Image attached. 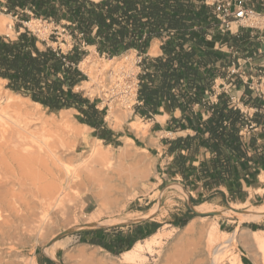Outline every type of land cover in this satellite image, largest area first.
I'll use <instances>...</instances> for the list:
<instances>
[{"label":"rangeland","instance_id":"obj_1","mask_svg":"<svg viewBox=\"0 0 264 264\" xmlns=\"http://www.w3.org/2000/svg\"><path fill=\"white\" fill-rule=\"evenodd\" d=\"M0 13L6 14L1 7ZM7 21L11 22L12 29L3 33L11 37L17 34V24H22L54 47H60L64 51H70L73 47L74 41L69 32L53 22L32 18L28 21L30 23H20V20L12 15ZM85 49L88 51L86 57L90 56L89 60L101 62L110 59L107 54H100L94 45L86 46ZM124 54L128 56L125 69L132 67L133 71L132 74L123 76L122 87H116L113 81L109 84L110 80L104 78L101 83L105 86L101 88L94 82L90 83L92 86L83 85L82 82L77 90L83 91L84 95L91 101H95L100 109L105 108L106 115L109 114L115 101L118 99L120 101V98L122 101V95H119V92L116 93L118 88L133 91L130 95H126L129 107L127 104H122L116 114L117 119H120L118 123L120 126L116 127L110 123V120H106L112 130L130 137V142L125 137L116 145L105 144L103 139L95 136L93 128L80 122L76 109L61 112L51 111L42 105L36 108L39 115L47 120H54L53 124L49 122L51 124L47 126L49 132L45 134L33 135V128H27L22 122V124L10 122L5 125L0 123V178L6 181V184L0 182V217H2L0 231H9L11 237H14L3 240L5 243H0V264H47V259L54 264H128L120 260L121 254L115 255L101 246L92 244L89 238L99 236L108 240L115 238L119 233L135 234L138 221H133L132 217L146 214L158 205L161 209L158 208L152 215L145 218L147 223L157 224L145 238L158 231L171 233V236L164 239L165 242L159 254L150 257L147 263L142 264H174L179 258L181 260L182 252H188L192 247L194 248L191 250L197 249L198 254L190 256L189 263L199 261L200 264H209L211 255L205 247V240L199 235L194 238L188 235V238L187 234L182 232L187 224L178 225L179 220L184 218H189L187 223L191 220L199 224L213 222L220 229L229 232L237 226L241 229L256 231L260 228L253 229L249 224L264 226V217L259 221H240L236 214L228 216L219 213L223 209L233 213L235 207L243 210L258 206L264 203V197L259 203L250 204L249 202L227 203L219 193L209 196L211 193H205L200 186L190 188L181 177L169 175L167 167L171 159L166 152H162L161 147L147 150L145 139L149 132V125L145 119H140V116H136L134 112L138 94L136 74L138 73L140 78V75L145 74V68L139 65L141 58L138 52L129 50L118 57ZM82 70L87 75V80H90L87 65L82 66ZM103 73L108 75L112 73V69ZM238 80L235 79L234 83L237 84ZM219 82L221 80H218ZM10 93L14 92L5 87L4 80L0 81V104L13 102L22 108L28 107L27 109L31 110L34 108L30 98L19 94L22 98L11 96L10 99ZM6 94H8L7 97ZM95 138L100 140V146L102 145L101 147L111 156L105 165L99 163L97 155L91 150ZM127 143L131 145V152L129 155H124L122 146ZM223 190L225 191L226 188ZM60 192H63L64 201L56 207L53 204L49 205L47 224L42 231L38 232L36 228L31 230L32 227L26 226L18 231L17 236H14L13 229L8 230L10 226L7 227L6 224L11 219H13L11 221L19 222L20 219L17 217H20V213L23 215L27 208H33L36 212L41 211V202L47 203L53 197L51 195L54 193L58 195ZM203 194L205 197L201 196ZM37 200L39 201L36 202ZM88 200L92 203L90 207H85V202ZM98 206L102 208V214L98 220L100 224L91 228L85 227L88 214ZM195 209H202V212ZM105 220H114V223H102ZM2 233L3 231L0 233V242ZM198 240L204 242H198ZM10 241L11 244H9ZM199 247L206 251L202 252ZM226 249L227 252H224V257L221 256L223 260L220 264H230L232 256L239 261V264L240 261L244 264H260L255 252L253 251V254L249 252L240 241L234 242ZM176 250L178 253L175 252Z\"/></svg>","mask_w":264,"mask_h":264},{"label":"trees","instance_id":"obj_2","mask_svg":"<svg viewBox=\"0 0 264 264\" xmlns=\"http://www.w3.org/2000/svg\"><path fill=\"white\" fill-rule=\"evenodd\" d=\"M184 5V0H0L4 12L20 23L32 18L53 22L66 29L74 41L72 49L64 51L17 24L14 37L0 34V79L10 91L51 111L76 109L80 122L93 128L95 136L107 145H116L115 137L120 133L109 128L106 109H100L83 91L77 90L87 80L80 63L88 54L85 47L90 45L110 58L135 50L142 56L139 65L145 68V74L139 78L135 113L149 119L163 106L172 111L178 108L182 116L172 118L177 121L176 127L195 131L194 135L169 140L168 151L175 153L171 173H179L191 188L201 182L204 192L211 193L209 196H224L219 186H229L244 160L250 159L249 144L241 134L250 122L224 93L217 102L204 100L214 78L199 74L201 59L196 58L194 49L185 48L186 36L175 37V41L165 39L163 31L186 28ZM197 18L195 15L193 25H197ZM154 38L163 39L164 54L150 57L145 54ZM195 42L202 45L200 39ZM209 56L206 61L211 60ZM201 147L210 152V157L195 166L193 161ZM235 188L238 190L239 182ZM188 219L179 220L178 225H186ZM249 226L264 229L262 225ZM139 235L119 233L108 240L92 236L89 242L119 255L146 237ZM46 263L54 264L50 259Z\"/></svg>","mask_w":264,"mask_h":264},{"label":"crops","instance_id":"obj_3","mask_svg":"<svg viewBox=\"0 0 264 264\" xmlns=\"http://www.w3.org/2000/svg\"><path fill=\"white\" fill-rule=\"evenodd\" d=\"M184 2L185 5L182 10V14L186 28L173 30V34L163 31L165 39H172L175 41V37H179L181 35L186 36L188 42L185 44V48L189 50L194 49L196 51V58L201 59V63L199 64V74H201V76H212L216 81L221 80V82H219V86L223 87L224 95L229 99L231 96H234L235 99L232 103L245 114V117L250 122V124H254V127L249 129L246 135L243 137L244 142L249 144L248 156H250V159L244 160L243 166L239 167L238 173L234 179L229 182V186H219V190H222L225 194L221 197L227 203H259L262 200V197H264V191L260 192V190H264V96L258 97L256 96V91L249 90L247 85L251 82V80H249L248 83L245 82L247 77L253 75H251L252 67L250 68L248 63L244 65L242 64L240 66V71L244 72L245 74L242 75L243 77L241 81L235 84L229 80L234 79L233 76L228 78L230 75H227L229 68H231L232 62V55L230 53L231 47L236 46L233 44L234 41L232 40V37L229 34H224L208 27L209 22L204 17L206 10L203 6H201L199 0H184ZM195 15L198 17L197 25H193L192 23ZM0 34L4 33L0 32ZM199 39L202 40V45H196L195 41ZM238 42L244 45H237L241 55L243 56L241 59L246 60V58H248L247 60H249L250 58L252 61L251 63L264 66L263 32H248V30L242 31ZM154 43L157 45L156 54H152L150 52V49L153 47ZM163 43V39L154 38L145 55L150 57L163 55L164 53L161 47ZM260 49L262 50V53L259 54L258 52ZM207 56H209L210 58L208 59H211L212 61H206ZM227 82H229V84ZM212 84L213 83H211V87ZM257 102L261 103V105H257ZM135 115L139 117V115L136 113ZM181 116L182 112L180 109L177 108L172 111L168 106H163L160 108V112L158 114L153 115L149 119H145L141 116L139 117L140 119H145L149 125V132L145 139L147 150L161 147L163 149L162 152H166V155L169 157V159H171L168 162L167 170L169 175L173 177H181V175L179 173H171L170 171V165L173 161L175 153H169L168 151L170 146L169 140H173L181 136L185 137L187 135L195 134V131L192 129H181L176 127L177 121H173L172 118L180 119ZM203 116L204 118L207 117L205 113H203ZM87 127L89 126L87 125ZM114 132L120 133L119 136L115 137L117 141H122V139L125 137L130 138L124 135L122 132ZM182 153L186 154L187 151L183 149ZM207 157H210V152L206 148L201 147L200 153L197 155V160L193 161V165L198 166L200 162ZM236 182H239L238 190L235 188ZM198 186H200L203 190L201 182H197L192 188ZM225 188L226 190L224 191L223 189ZM201 196L205 197L204 194ZM91 203V200L86 201L85 207H90ZM146 220L147 219L137 222L138 225H136V232L135 234H131L132 236H140L139 234L141 233L146 236V234L150 233L156 228L157 224L155 222L147 223ZM140 228L141 232L139 233L138 229Z\"/></svg>","mask_w":264,"mask_h":264},{"label":"bare ground","instance_id":"obj_4","mask_svg":"<svg viewBox=\"0 0 264 264\" xmlns=\"http://www.w3.org/2000/svg\"><path fill=\"white\" fill-rule=\"evenodd\" d=\"M9 18H10V15L0 13V32H4V31L7 32V31L12 29L11 22L7 21V19H9ZM27 23H30V22H27ZM150 52L153 54L157 53L156 43H154L153 47L150 49ZM89 59H90V56L85 57L80 63L81 69H82V66L87 65V74L90 78V80L83 81V85H90L91 82H94L95 84L98 85V87L101 88V87L105 86V84L101 83L103 81V79L105 78V79L110 80V82L107 81V82H109V84L111 83V81H113L117 85L116 87H122V84L124 81L123 76L128 75L130 73L132 74V71H133L132 67L125 69V67L127 66L125 64V61L128 59V56L125 54L121 57L115 56V57H112L110 59H107V60H104L101 62H99L97 60H93V59L89 60ZM111 69H112V73H110L108 75L103 73L104 71L111 70ZM0 81H2V80L0 79ZM128 84H129V82H128ZM112 85H114V84L112 83ZM125 85H126V83H125ZM90 86H92V85H90ZM110 88H112V87H110ZM118 89L119 90L116 91V93L119 92V95H122V101H121V98L119 97L120 101L118 99V101H115L113 103L112 107L110 108L109 114H107V116H106V119L110 120V123L116 127L120 126V124H118L120 119L119 120L117 119L116 114L121 109L120 107L122 106V104L126 105L128 103L127 96L133 92V91H130L128 89H127L128 91H126L124 88H122V89L118 88ZM100 90L105 91V89H100ZM93 92H94V90H93ZM7 95L8 94H6V97H7ZM9 95H10V99H11V96H16L17 98L18 97L22 98L19 94H16V93H10ZM116 98H117V96H116ZM11 103H13V102H7L5 104H0V123L1 124L5 125V124H9L10 122H12V123L13 122L14 123H21L22 122L25 124V126L27 128H29V129L33 128V131H32L33 135L37 134V133L45 134V133L49 132V129L47 128V126L51 125L49 122H52V124H53L54 120L53 119L47 120L43 116L39 115V112H38V110H36V108L42 107L40 103L32 101V103L34 104V108H32V110L27 109L28 107L22 108L19 105H15L16 103L15 104L14 103L11 104ZM128 104H127V106L129 107ZM64 111H68V110H65V109L61 110V112H64ZM161 118H163V117H161ZM143 124L146 125V123H143ZM11 128H13V127H11ZM11 130H8V131L12 132ZM39 139H40V136H39ZM39 139H38V141H40ZM128 140H129V142L131 141L129 138H128ZM92 145H93V147L91 150L94 154L97 155L99 163L102 165H105L108 161V158H110L111 156H109V154H107V152L101 147L102 145L100 146V140L99 139L95 138ZM122 152L124 155L130 154V152H131L130 143H127L125 146H122ZM3 176H1V177L3 178ZM0 182H2L4 184L6 181L1 180V178H0ZM260 191L263 192L264 190H260ZM2 192H4V191H2ZM62 195H63V192H60L58 195L54 193L53 195H51V196H53L50 198L51 200L49 199V201L47 203L41 202V211H39V212H36L33 208H29V209L27 208L26 212L23 215H22V213H20V215H19L20 217H17L20 219L19 222L17 220L11 221L13 219H11V220L9 219L10 222L6 224L7 227L10 226V227H8V230L13 229V231L15 233L14 236H17L19 233L18 231L20 229H23V227L26 228V226L32 227L31 230L36 228V230H38V232L42 231L43 228L45 227V225L47 224V210L49 209L48 208L49 205L53 204L54 207L59 206V204L62 203V201H64V199L62 198ZM64 196L66 199L65 194H64ZM46 200H48V199H46ZM38 201L39 200H37L36 202H38ZM158 208H160L159 205L157 206V208L152 209L150 212L143 214V215L136 216V217H132V219L135 220V219H139V218H147L148 216L152 215ZM195 210L198 212H202L201 211L202 209H195ZM219 213L227 214L228 216L231 214H236V215H238L240 221H259L264 217V203H262L258 206L245 208L243 210H239V209H237V207H235L233 209V213H230V211H228L227 209H223V210L219 211ZM101 214H102V208H101V206H98L95 210H93L92 212H90L88 214L87 220L84 224L85 227L91 228V227H94L96 224H100V223H98V220H99V217L101 216ZM0 218H2V217H0ZM9 220H6V221H9ZM105 222L112 224V223H114V220L113 221L105 220L102 223H105ZM1 227H5V226H1ZM2 231H3V233L1 234L2 235V241L0 243H5V242H3V240H6V239L8 240V239L14 238V237H11L9 231H4V230H2ZM2 231H0V233ZM182 232L187 234L186 235L187 237L189 235V236H191V238L192 237L194 238L197 235H199L201 239L205 240V243H204L205 247L208 248L209 253L211 255V259L208 260V261H210L209 264H220V261L223 260V258L221 259V256L224 257V252H227L226 248L228 246L234 244V242H237V241L242 242L245 245V247L248 248L249 252L252 253L254 251L255 256H258L260 259V260L258 259V261H260V264H264V229H260L259 231H256V230H252V229H241L237 226L236 229L229 232V231H224V230L220 229L218 227V225L216 223H213V222L212 223L205 222V223L199 224L195 220H191V221H189V223H187V225L184 227ZM183 235H182V238H184ZM170 236H171V233H166L165 231L164 232L163 231L162 232L161 231L155 232L154 234H152L148 238H145L143 240H139V241L135 242L134 245L129 250L121 253L120 260H122V262L128 263V264L129 263L130 264H132V263L133 264L134 263H139V264L145 263L147 260L150 259V257L160 253L161 248L165 242L164 239L168 238ZM180 238H181V235H180ZM197 239H199V238H197ZM187 240H190V239H187ZM203 240L202 241L198 240V242H200V241L204 242ZM9 244H11V241ZM197 244H199V243H197ZM183 245H182V249H183ZM11 246L15 247V245H11ZM193 248L194 247L190 248V251H188V252L187 251L182 252L183 254H181L182 255L181 260L179 258V260L176 261V263H174V264H200L201 262H199V261H196V262L193 261L192 263H189V261L191 259L190 256H192L194 254H195L194 256H196V254H198L196 251L197 249L191 250ZM199 248H201V247H199ZM184 250H186V249H184ZM204 250L206 251V249L201 248L202 252ZM175 252L178 253L177 250ZM198 252H199V250H198ZM257 258L255 259L256 261H257ZM238 262L239 261H237V259H235L232 256L230 264H239ZM240 264H244V263L242 261H240Z\"/></svg>","mask_w":264,"mask_h":264},{"label":"built area","instance_id":"obj_5","mask_svg":"<svg viewBox=\"0 0 264 264\" xmlns=\"http://www.w3.org/2000/svg\"><path fill=\"white\" fill-rule=\"evenodd\" d=\"M201 6L206 10L204 13L205 19L209 22L208 27L213 28L221 33L229 34L234 41V45L231 47L232 62L231 68H229L227 75L228 78L234 77L231 80L232 83L235 82V79L241 81L242 75L244 72L240 71V66L248 63L251 68V75L246 78L245 82L248 83L249 90L256 91L258 97L264 96V66L255 65L251 63V59L246 60L241 59L239 48L237 45L241 43L238 42V39L242 31L253 32L259 31L264 33V0H199ZM234 26L236 27L234 29ZM173 34V32H171ZM244 46L243 44H241ZM259 54L262 53L260 49ZM140 61L142 56H140ZM145 73V72H144ZM245 75V74H244ZM137 80L136 85L138 87L139 78L138 73L136 74ZM223 82V81H222ZM229 84V82H227ZM236 84V83H235ZM225 86V85H224ZM223 87L219 86L218 81L214 79L211 89L205 91L208 96L207 100L209 102H217L218 96L222 94ZM234 96H231L230 100L234 101ZM254 127V124H250L244 130L241 131V134L246 135L247 131Z\"/></svg>","mask_w":264,"mask_h":264},{"label":"water","instance_id":"obj_6","mask_svg":"<svg viewBox=\"0 0 264 264\" xmlns=\"http://www.w3.org/2000/svg\"><path fill=\"white\" fill-rule=\"evenodd\" d=\"M194 211V210H193ZM195 213H197L196 211H194ZM145 218H141V219H137V220H133V221H142L144 220Z\"/></svg>","mask_w":264,"mask_h":264}]
</instances>
